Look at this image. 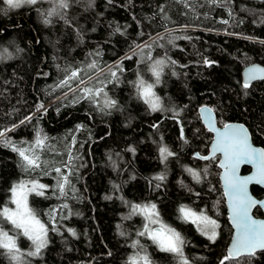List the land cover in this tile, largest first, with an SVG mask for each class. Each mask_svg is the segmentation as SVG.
I'll list each match as a JSON object with an SVG mask.
<instances>
[{
  "label": "trees",
  "instance_id": "1",
  "mask_svg": "<svg viewBox=\"0 0 264 264\" xmlns=\"http://www.w3.org/2000/svg\"><path fill=\"white\" fill-rule=\"evenodd\" d=\"M252 63L264 65V0H0V210L13 205L14 185L47 186L29 198L46 246L27 255L32 241L0 217L23 253L18 262L0 248V264H143L145 254L182 264L139 235L159 223L180 233L188 264H264V250L225 259L233 228L220 156L202 158L213 134L198 111L210 106L220 126L245 123L264 147V79L246 88L242 75ZM140 80L161 109L141 97ZM37 133L46 137L34 149L40 167L26 168L13 145L28 149ZM152 204L159 223L136 208ZM181 206L216 220L218 237Z\"/></svg>",
  "mask_w": 264,
  "mask_h": 264
},
{
  "label": "snow or ice",
  "instance_id": "2",
  "mask_svg": "<svg viewBox=\"0 0 264 264\" xmlns=\"http://www.w3.org/2000/svg\"><path fill=\"white\" fill-rule=\"evenodd\" d=\"M37 0H6L10 8H18L21 4H35ZM61 7H67L66 3H61ZM163 61H158L161 64ZM157 76V83H159V72L155 73ZM73 76L77 73L73 72ZM116 75L115 72L112 73ZM259 75L264 78V68L252 67L249 69V80L255 79ZM244 86L247 88L248 81H245ZM87 93L90 89L85 88ZM139 91L141 97L151 107L153 111L161 109L159 98L155 96L152 91L151 84H145L143 80L139 81ZM115 101L110 102V106L114 105ZM211 124V121H209ZM225 131L219 133L215 144L213 145V153L222 152L224 159L221 161V167L224 168V182L225 191L229 198V203L232 210V222L236 229V235L233 244L229 250V255L225 259H230L234 253L246 252L248 254H255L256 250H264V221H258L250 215V211L254 206L264 207V201L254 199L248 190V184L255 180L257 183L264 184V149L254 148L249 143V136L247 130L242 126L225 125ZM3 133H0L2 136ZM45 138H40L37 133V139L33 146L28 149L16 148L13 145V150L17 151L26 164V168L35 169L40 167V158L34 151L35 148H43ZM162 156L166 159L167 156L173 155L167 148H161ZM209 159V157H202ZM250 162L255 163L257 172L254 176L241 177L237 174L240 164ZM55 171L60 172L57 168ZM163 179V176L158 177ZM67 177H64V182L57 185L61 194H65V184ZM28 184L31 186L28 187ZM46 185L39 184L37 181L20 182L14 185L11 189L12 203L16 205L15 210L4 207L0 210V217L7 220L13 227L20 230L19 234L27 237L34 245V251H30L27 255H39L42 248L47 243V227L37 217L35 210L31 209L27 203V194L36 192L38 195H43L42 191ZM136 208L140 209L152 223H159V213L156 210V205H146L143 208L137 205ZM180 212L183 213L185 219H193L194 223L202 225L201 231L209 236V239L215 240L217 236L216 229L219 227L216 220L211 219L207 215L201 213L197 214L184 206H181ZM148 234L152 241L156 243L162 251L172 252L181 259L182 264H188L183 256L184 241L179 232L175 229L169 228L161 224L158 230H149L145 225V231L140 232L139 235L143 236ZM135 247V244L133 245ZM0 248L6 250L11 256L12 260L20 261L23 253L17 245V236L10 235L7 231L0 228ZM143 264H151L147 254L139 257ZM223 264V261L221 262Z\"/></svg>",
  "mask_w": 264,
  "mask_h": 264
},
{
  "label": "water",
  "instance_id": "3",
  "mask_svg": "<svg viewBox=\"0 0 264 264\" xmlns=\"http://www.w3.org/2000/svg\"><path fill=\"white\" fill-rule=\"evenodd\" d=\"M259 67V68H264V65L260 64V63H252V64H249L247 66H245L242 70V75H243V80L244 82L245 81H248V84L250 83H253L257 80H261V79H264V78H261L259 75H257V77L255 79H251L249 80V69L252 68V67ZM199 115L201 117V120L202 122L204 123V125L206 126V128L212 132L213 134V139L209 145V152L208 154L205 156V157H209V158H212V157H215V156H220V159H219V162H218V166L220 167L221 169V173H220V181H221V184H222V188H223V191H224V195H225V199H226V208H227V213H228V220L233 228V234H232V237H231V240L228 244V247H227V256L229 255V250L233 244V241H234V238H235V235H236V229H235V226L232 222V219H231V216H232V210H231V206H230V203H229V198L226 194V191H225V182H224V168L221 167V161L224 159L223 157V153L222 152H215L213 153V145L215 144L216 142V139H217V136L219 133H222L225 131V128L224 126L225 125H232V126H239V125H242L246 130H247V133H248V136H249V143L254 147V148H257V149H264L263 146L261 145H258V144H255L254 141H253V137H252V133L250 131V129L248 128V126L243 123V122H227L226 124L220 126L218 124V119H217V115L215 113V111L208 105H203L199 108ZM209 121H211V124L209 123ZM197 154V153H196ZM244 167H249L250 170L248 172H243V169ZM257 172V167H256V164L255 163H250V162H245V163H242L240 164L239 168H238V171H237V174L241 177H245V176H254ZM253 185H257V186H260L264 189V184H261V183H257L255 180L251 181L249 184H248V190H249V193L250 195L258 200V201H264V196L259 198L257 196L254 195L253 191H252V186ZM260 208V210L262 211V216H257L254 211L256 208ZM250 215L258 220V221H264V207L262 206H254L251 211H250ZM258 251H263L261 249H258L256 250V252ZM255 252V253H256ZM250 255H253V254H248L246 252H240L239 254H236L234 253L232 255V259H237L241 256H250Z\"/></svg>",
  "mask_w": 264,
  "mask_h": 264
},
{
  "label": "rangeland",
  "instance_id": "4",
  "mask_svg": "<svg viewBox=\"0 0 264 264\" xmlns=\"http://www.w3.org/2000/svg\"><path fill=\"white\" fill-rule=\"evenodd\" d=\"M23 5H26V3H24V4H21V6H23ZM156 96V95H155ZM30 181H33V180H30ZM36 181V180H35ZM29 182V180L27 181H25V183L27 184ZM31 185L30 184H28V187H30ZM32 193H36V192H30V193H28L27 194V203H28V206L31 208V209H33L34 210V207H33V205L30 203V200H29V198H30V195L32 194ZM8 208H10V209H13V210H15V208H16V205L13 203V205L12 206H10V207H8ZM192 212H195V211H192ZM36 213V212H35ZM195 213H197L198 215L200 214V213H198V212H195ZM154 219V218H153ZM189 221H191V222H193V219L192 218H190V219H188ZM41 221V220H40ZM42 222V221H41ZM43 223V222H42ZM194 223V222H193ZM44 224V223H43ZM196 226H197V228L201 231V227H202V225L201 224H199V223H194ZM160 226H161V224L159 223V224H157V225H155V226H153L152 227V230H158V229H160ZM165 226H167V225H165ZM167 227H169V226H167ZM169 228H171V227H169ZM173 229V228H172ZM176 231V230H175ZM216 231H217V236H216V238L218 237V235H219V230H218V228L216 229ZM202 232V231H201ZM203 233V232H202ZM204 234V233H203ZM205 235V234H204ZM205 236H207V235H205ZM208 238H209V236H207Z\"/></svg>",
  "mask_w": 264,
  "mask_h": 264
},
{
  "label": "built area",
  "instance_id": "5",
  "mask_svg": "<svg viewBox=\"0 0 264 264\" xmlns=\"http://www.w3.org/2000/svg\"><path fill=\"white\" fill-rule=\"evenodd\" d=\"M43 108H39L38 111H42Z\"/></svg>",
  "mask_w": 264,
  "mask_h": 264
}]
</instances>
